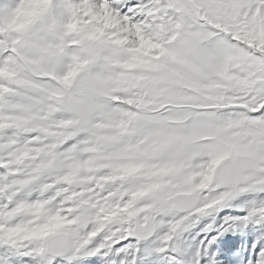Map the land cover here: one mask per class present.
Returning a JSON list of instances; mask_svg holds the SVG:
<instances>
[{"label": "snow or ice", "instance_id": "obj_1", "mask_svg": "<svg viewBox=\"0 0 264 264\" xmlns=\"http://www.w3.org/2000/svg\"><path fill=\"white\" fill-rule=\"evenodd\" d=\"M0 264H264V0H0Z\"/></svg>", "mask_w": 264, "mask_h": 264}]
</instances>
